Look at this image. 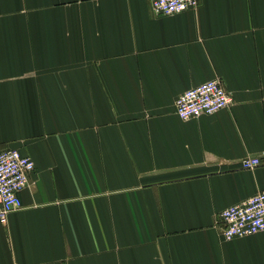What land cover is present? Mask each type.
Segmentation results:
<instances>
[{
    "label": "crops",
    "instance_id": "0c3cea01",
    "mask_svg": "<svg viewBox=\"0 0 264 264\" xmlns=\"http://www.w3.org/2000/svg\"><path fill=\"white\" fill-rule=\"evenodd\" d=\"M152 1L0 0V151L35 163L0 264H264L220 217L264 191V0ZM213 79L231 104L181 119Z\"/></svg>",
    "mask_w": 264,
    "mask_h": 264
},
{
    "label": "built area",
    "instance_id": "2783aa9c",
    "mask_svg": "<svg viewBox=\"0 0 264 264\" xmlns=\"http://www.w3.org/2000/svg\"><path fill=\"white\" fill-rule=\"evenodd\" d=\"M199 0H153L155 15H171L194 10ZM232 102L231 94L219 79L193 87L177 97L176 113L188 120L200 115H211ZM259 158H245L243 168L252 169L261 164ZM35 170L34 161L17 149L0 151V218L5 220L13 211L22 207L21 192L28 186ZM221 232L226 239H233L264 231V191L245 201L230 206L220 213Z\"/></svg>",
    "mask_w": 264,
    "mask_h": 264
}]
</instances>
